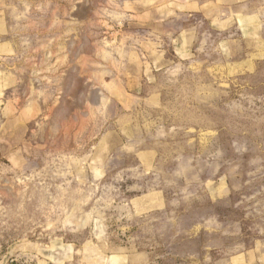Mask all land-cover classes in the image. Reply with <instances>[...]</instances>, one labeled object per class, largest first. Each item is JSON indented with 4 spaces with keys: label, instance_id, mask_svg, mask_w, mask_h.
I'll return each mask as SVG.
<instances>
[{
    "label": "rangeland",
    "instance_id": "rangeland-1",
    "mask_svg": "<svg viewBox=\"0 0 264 264\" xmlns=\"http://www.w3.org/2000/svg\"><path fill=\"white\" fill-rule=\"evenodd\" d=\"M264 0H0V264H264Z\"/></svg>",
    "mask_w": 264,
    "mask_h": 264
},
{
    "label": "crops",
    "instance_id": "crops-1",
    "mask_svg": "<svg viewBox=\"0 0 264 264\" xmlns=\"http://www.w3.org/2000/svg\"><path fill=\"white\" fill-rule=\"evenodd\" d=\"M261 11L264 13V4L262 5Z\"/></svg>",
    "mask_w": 264,
    "mask_h": 264
}]
</instances>
